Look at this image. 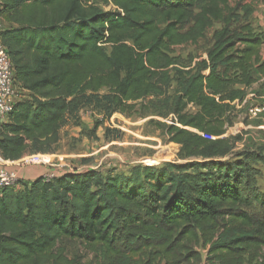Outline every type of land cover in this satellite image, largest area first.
I'll list each match as a JSON object with an SVG mask.
<instances>
[{"label":"trees","instance_id":"obj_1","mask_svg":"<svg viewBox=\"0 0 264 264\" xmlns=\"http://www.w3.org/2000/svg\"><path fill=\"white\" fill-rule=\"evenodd\" d=\"M231 1L0 0V41L25 93L0 129L4 161L53 154L66 117L88 106L106 120L151 110L187 160L0 188V264H81L64 241L87 264H264L250 165L264 159L233 157L242 134L226 137L264 77V31L249 21L264 0ZM210 30L206 57L183 66L173 49Z\"/></svg>","mask_w":264,"mask_h":264},{"label":"rangeland","instance_id":"obj_2","mask_svg":"<svg viewBox=\"0 0 264 264\" xmlns=\"http://www.w3.org/2000/svg\"><path fill=\"white\" fill-rule=\"evenodd\" d=\"M235 1L250 3V0H233L231 4ZM249 21L256 29L261 31L264 29L263 5L254 4V13ZM217 28L219 25L216 24L213 29ZM212 30L195 45L188 44L173 49L174 56L179 57L183 66L187 65L188 57L194 60L206 57ZM173 87L174 84L171 88ZM242 108L234 125L226 134V137L242 134L241 141L235 144L232 156L248 153L264 159V135L249 128L253 122L248 119L249 107L247 105ZM136 112L130 116L117 113L106 120L99 109L88 106L74 116L68 115L60 132L59 143L54 148L52 155L54 157L47 156L53 161L49 164L62 165V170L70 172L98 170L128 176L129 171L135 166L159 167L165 163H186L187 160L178 157L179 146L166 143L164 136L152 123V121L170 123L169 120L156 117L151 110L137 109ZM57 159L58 161L55 162ZM250 165L255 171V186L264 194V163L252 162ZM51 166L49 170H54ZM61 245L65 248L68 258L79 259L81 264L94 262L93 256L78 242L64 241ZM200 251L204 256V251Z\"/></svg>","mask_w":264,"mask_h":264},{"label":"built area","instance_id":"obj_3","mask_svg":"<svg viewBox=\"0 0 264 264\" xmlns=\"http://www.w3.org/2000/svg\"><path fill=\"white\" fill-rule=\"evenodd\" d=\"M2 4L0 2V10ZM7 25L0 16V34L6 29ZM24 91L15 83L14 70L9 60L8 54L0 41V129L5 124L13 110V106L24 96ZM264 116V103L255 105L249 108L248 118L259 119ZM44 155H27L22 158L21 166L42 165L46 166V161L43 160ZM49 164V163H48ZM62 165L51 166L54 170L44 172L42 177L51 179L62 175L67 170L61 169ZM70 172V171H68ZM21 179L12 171L5 168H0V188L15 187Z\"/></svg>","mask_w":264,"mask_h":264},{"label":"crops","instance_id":"obj_4","mask_svg":"<svg viewBox=\"0 0 264 264\" xmlns=\"http://www.w3.org/2000/svg\"><path fill=\"white\" fill-rule=\"evenodd\" d=\"M6 25H9V24L6 23ZM253 27L255 28V26H253ZM258 27H261V26H258ZM262 31H264V29ZM263 103H264V77H260L254 85H252L249 89L246 90L245 102L242 105L237 106V108H242V107H245L247 105L250 108L252 106L263 104ZM249 121H253V122H251L252 125H250L249 128L256 130L257 133L259 132V134H261V135H264V133H263L264 132V116H262L259 119H249ZM61 130H62V128H61ZM61 130H60V132H61ZM261 131H263V132H261ZM60 132H59V140H60ZM256 137H258V136H256ZM53 154H50L49 156L48 155L43 156V160H45L46 164H47L46 166H42V165L21 166V160L22 159L19 161H16V162H8V161H4L0 157V168H5L9 171L15 172L19 176V178L21 179L22 182H31L34 179L43 175L44 172L48 170V168L51 166L48 163L53 162L48 157L53 158L54 157V156H52ZM56 161H58V159L55 160V162ZM16 188H19V186Z\"/></svg>","mask_w":264,"mask_h":264}]
</instances>
